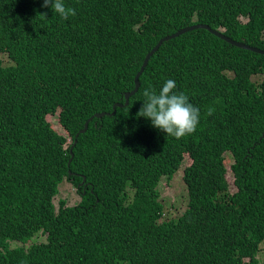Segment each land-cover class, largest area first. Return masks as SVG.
<instances>
[{
  "label": "trees",
  "instance_id": "trees-1",
  "mask_svg": "<svg viewBox=\"0 0 264 264\" xmlns=\"http://www.w3.org/2000/svg\"><path fill=\"white\" fill-rule=\"evenodd\" d=\"M63 2L0 0V264H264V55L195 28L142 66L195 24L264 50V0ZM167 79L200 110L181 139L137 117ZM185 156L187 207L163 219Z\"/></svg>",
  "mask_w": 264,
  "mask_h": 264
},
{
  "label": "clouds",
  "instance_id": "clouds-1",
  "mask_svg": "<svg viewBox=\"0 0 264 264\" xmlns=\"http://www.w3.org/2000/svg\"><path fill=\"white\" fill-rule=\"evenodd\" d=\"M42 6L50 7L64 20L76 15L75 9L67 7L63 0H43ZM176 87L175 80L167 79L159 91L151 86L146 88L143 91L145 99L137 112V117L150 120L154 128L166 135L181 139L197 130L200 110L189 102L187 95L176 91ZM214 111L215 109L209 108L207 115H213Z\"/></svg>",
  "mask_w": 264,
  "mask_h": 264
},
{
  "label": "rangeland",
  "instance_id": "rangeland-1",
  "mask_svg": "<svg viewBox=\"0 0 264 264\" xmlns=\"http://www.w3.org/2000/svg\"><path fill=\"white\" fill-rule=\"evenodd\" d=\"M259 77H256L255 79H258ZM132 91V90H131ZM114 105V104H113ZM45 120L47 123H49L51 129L55 132H57L59 135H66V132L64 129H62L58 117L57 112L53 114H48L45 116ZM231 159L229 155L224 154V168H225V181L228 185V191L232 193L234 191V188L232 186V177L229 171V165L231 164ZM190 163V160L188 157L185 156L183 163L175 176H173L169 182L165 180H161L158 185V194L160 200L164 203V207L166 209L163 219H173L178 216H180L187 207V191H186V185L182 179L183 175V167L185 165H188ZM60 190L65 191L66 193L69 192L67 203L68 205H71L73 201L76 199L77 195L75 193L70 194V192H74L75 189L73 186L67 184L66 181L61 182L59 186ZM61 196H65V194H62ZM57 197H60L59 195H56L54 198V204H56ZM35 241H42L43 236L39 235V233L35 236ZM33 239V238H32ZM31 239V240H32ZM264 259V254L260 257V260Z\"/></svg>",
  "mask_w": 264,
  "mask_h": 264
},
{
  "label": "water",
  "instance_id": "water-1",
  "mask_svg": "<svg viewBox=\"0 0 264 264\" xmlns=\"http://www.w3.org/2000/svg\"><path fill=\"white\" fill-rule=\"evenodd\" d=\"M195 28H204L206 29L207 31H209L211 34L219 37V39L224 42L225 44L229 45L230 47H236V48H240V49H245V50H248V51H251V52H254V53H257V54H260V55H264V50L260 49V48H257V47H252V46H249V45H246L244 43H236V42H232L231 40L227 39V37H225L224 35H222V33L218 30H214V29H211L209 26H207L206 24H195V25H192V26H188V27H184L182 29H179L178 31H176L175 33L171 34V35H168L166 37H164V39H162L156 46L155 48L151 51V53H148L146 54L144 60H143V63H142V66L145 64V61L146 59L148 58V56H150L153 52H155L158 47L160 46V44L165 41V40H169L171 39V37L173 36H176L178 34H181L187 30H190V29H195ZM142 66L140 67L139 69V72L137 73V75L135 76V80H134V88L132 91L130 92H127L124 94V99H125V102L124 104H127L128 100H129V97H131L133 94H135L138 90V87H139V83H138V76L140 75V71L142 69ZM122 104L116 102L114 103L112 109L113 111L111 113H113L115 111V107L116 106H120ZM107 112H100V113H94L93 115L94 116H101L102 114H105ZM109 114V113H107ZM90 118V117H89ZM87 118V120L89 119ZM86 120V121H87ZM86 121L84 122V128L80 130V132H83L85 130V127H86ZM264 134H262V137H263Z\"/></svg>",
  "mask_w": 264,
  "mask_h": 264
},
{
  "label": "bare ground",
  "instance_id": "bare-ground-1",
  "mask_svg": "<svg viewBox=\"0 0 264 264\" xmlns=\"http://www.w3.org/2000/svg\"><path fill=\"white\" fill-rule=\"evenodd\" d=\"M137 80H138V83H139V76H138V79Z\"/></svg>",
  "mask_w": 264,
  "mask_h": 264
}]
</instances>
